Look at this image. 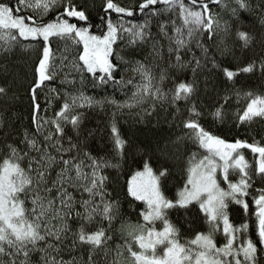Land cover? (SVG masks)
<instances>
[{
  "label": "snow or ice",
  "instance_id": "6c2138e0",
  "mask_svg": "<svg viewBox=\"0 0 264 264\" xmlns=\"http://www.w3.org/2000/svg\"><path fill=\"white\" fill-rule=\"evenodd\" d=\"M27 12L34 15L22 14ZM133 14L135 19L126 18ZM245 14L264 29V0H138L129 5L103 0L95 21L92 8L79 0H0V56H10L17 44L34 47L24 43L28 38H39L40 46L26 90L31 106L26 126H14L20 117L9 77L15 73L8 60L0 65V264H264V188L254 198L259 244L251 237L234 243L248 222L234 225L229 216L230 201L248 210L243 197L257 173L264 183V143L208 130L201 123L205 105L193 99L202 86L212 91L211 115L223 119L232 96L250 97L237 120L264 118V94L220 88L213 76L219 69L234 82L238 72L257 67L255 61L224 67L233 53V36L245 46L254 39L245 30ZM259 67L264 71V59ZM188 70L190 79L164 87L169 77L175 80L172 73L186 76ZM109 86L125 98L109 94ZM89 87L105 94H90ZM57 100L61 103L47 115ZM158 102L176 110L161 114ZM106 104L112 105L115 159L91 150L89 138L96 130L86 126V114L79 110ZM125 108H136L152 130L151 142L138 147L142 167L126 182L128 195L146 202L137 214L142 222L124 213L119 177L111 175L124 164L128 140L115 116ZM245 145L259 154L254 168L245 158ZM180 159L187 179L178 196L169 198L164 187L173 176L171 162ZM230 170L239 178L230 179ZM172 211L202 212L208 230L182 243L180 228L169 219ZM158 219L163 228L154 226ZM221 222L226 242L218 246L214 236ZM117 236L123 243L113 245ZM158 246H163L160 254Z\"/></svg>",
  "mask_w": 264,
  "mask_h": 264
},
{
  "label": "trees",
  "instance_id": "16d2710c",
  "mask_svg": "<svg viewBox=\"0 0 264 264\" xmlns=\"http://www.w3.org/2000/svg\"><path fill=\"white\" fill-rule=\"evenodd\" d=\"M115 2L121 3L122 5H129L134 2H138V0H115ZM79 3L92 8V18L95 21V17L100 11L103 0H79ZM209 7L214 11H220V6L218 4L210 3ZM22 14L29 16L34 15L32 12ZM47 15L54 16V13H48ZM115 15L116 14L113 10V18H115ZM250 15L251 14H245L243 16V21L246 24L245 30L254 33V39L249 45L245 46L242 40H239L233 36V53L227 58V63L224 65V67L243 68V66L250 61H255L257 67L252 72H238L234 78V82L229 81L219 69L213 73V76L216 79L218 87L220 88L228 87L238 92L253 91L264 94V71H262L259 67L260 61L264 59V29L260 27L259 20H251ZM126 18L129 20L135 19L136 14ZM13 32L16 33V30ZM38 39L39 38H37V41H34L31 38L24 40V43L34 44V47L27 48L23 47L21 44H17L14 52L10 56H0V65L3 64L4 60H8L15 73L14 78L11 76L9 77V81L12 83V88L15 92V100L13 101L14 111L20 117L18 120L14 119V126L19 124H24L26 126L31 120V106L26 90L29 82L32 80L33 63L40 52ZM54 47H56V45H54ZM191 75L192 74L190 70H188L186 76H177L175 73H172V76H175V80L169 77L165 81L164 87L171 88L180 80L190 79ZM88 83L90 84L91 81L89 80ZM86 91L96 96L105 94L102 89L93 90L91 87L87 88ZM108 93L116 95L117 99L125 98L124 95L118 90L115 93H112L111 86L108 88ZM193 99L198 100L200 103L205 105V107L202 109L201 123L208 130L213 131L218 135H224L227 139L234 138L235 136H241V138L247 139L249 142L264 143V118L255 117L251 121L243 122L237 120L238 110H242L243 107H246L247 100L250 99V97L242 96L238 100L236 96H232L230 98V102L225 105L226 114L223 119H216L211 115V107L216 100V96L212 91H207L202 86L198 97H193ZM41 101L43 102V97H41ZM0 103H3V101H0ZM60 103L61 101L57 100L55 102V106H50L46 114L51 116ZM159 103H163V107L159 108L161 114L176 110L175 107L168 102H158V107ZM177 103L181 105V108L184 107L183 100L177 101ZM79 110L84 111L86 114V126L90 129L96 130V135L89 138L91 150L96 151V149H100L101 151L97 152V155L106 154L109 157L115 159L117 153L110 127V122L113 118L112 105L106 104L104 109H101L99 106H94L92 108L84 106ZM137 111L138 110L136 108L131 110L125 108L122 112H118L115 116L120 134L122 137L128 140V144L124 149L123 167L114 170L111 175L119 177L117 190L121 197V204L124 213H126V215L132 219V221H137L139 219L142 222V217L138 218L137 214L139 209L145 208L146 202L140 201L134 197H130L127 193L126 183L130 179L132 173L137 168L142 167V164L138 163V161L142 159L143 154L138 150V147H143V145L150 143L152 140V130L150 128H146L144 122L138 117ZM41 114L44 113L42 112ZM176 127L178 128L179 125ZM191 143V141H188V144L191 145ZM192 147L196 148L197 146L192 145ZM197 150L200 151L202 155H208L207 150H201L198 148ZM184 155L186 158L187 153ZM244 155L245 158L250 161L251 167L254 168L258 164L257 157L259 154L253 153V151L247 148L246 145L244 146ZM153 167L155 168V164ZM171 167L173 170V176L169 179L167 185L164 187V192L169 198H176L178 196V190L183 187V181L187 179L185 175L187 165L185 164L184 159H180L177 161H172ZM219 178L220 177L218 175V179ZM229 178L238 179L239 175L232 173L230 170ZM221 184L223 187H227L226 181L221 180ZM261 188H264V183L259 182V174L257 173L256 179L252 181V184L249 188L248 195L243 197L244 199L248 200V210L245 211L243 206L237 201L229 202V216L232 223L234 225H240L244 221L248 222L246 229L237 232V239L234 241L236 244L243 242L248 237H251L254 242H258V217L255 215L256 206L254 204V198L260 194L259 189ZM253 189H255V191ZM169 219H171L180 228L181 231L179 233V238L182 243L184 242L185 237L191 239L196 232L208 230L207 224L204 220V214L202 212L197 213L196 211H172L169 213ZM149 226L153 225L150 224ZM154 226L157 229H160L163 228L164 225L163 222L158 219ZM222 227L223 226L221 222V229L218 230L214 236L218 246L226 242ZM117 241L123 243V240L117 236L112 242L113 245ZM134 247L139 250L138 245H134ZM124 255L126 257L127 252H125Z\"/></svg>",
  "mask_w": 264,
  "mask_h": 264
},
{
  "label": "rangeland",
  "instance_id": "374dc122",
  "mask_svg": "<svg viewBox=\"0 0 264 264\" xmlns=\"http://www.w3.org/2000/svg\"><path fill=\"white\" fill-rule=\"evenodd\" d=\"M14 31V30H13ZM16 33L15 32H13V35H15ZM0 43H2V42H0ZM219 171V170H218ZM162 251H163V246H158L157 247V253L158 254H160V253H162Z\"/></svg>",
  "mask_w": 264,
  "mask_h": 264
}]
</instances>
